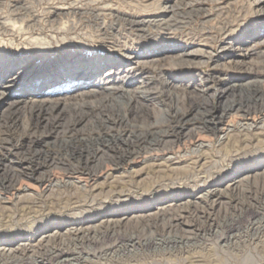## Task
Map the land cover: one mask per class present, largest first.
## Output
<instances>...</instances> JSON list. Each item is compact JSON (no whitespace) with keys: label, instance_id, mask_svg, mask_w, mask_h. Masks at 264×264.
<instances>
[{"label":"rangeland","instance_id":"374dc122","mask_svg":"<svg viewBox=\"0 0 264 264\" xmlns=\"http://www.w3.org/2000/svg\"><path fill=\"white\" fill-rule=\"evenodd\" d=\"M2 22L15 26L10 25L8 31L0 25V82L7 85L0 89V179L20 172L18 166L42 163L35 170V178L21 171L11 176V188H0V202L9 209L18 199L25 203L37 198L42 206L19 225L0 228V232L21 229L15 234L14 247L25 241L19 240L22 237L37 244L42 236L51 245L47 236L59 232L56 227L60 223L65 229L97 228L99 221L106 219L127 223L131 217L155 212L156 207L185 202L198 203L203 212L202 206L210 209V203H203L200 197L207 191L226 192L233 184L231 179L238 186L262 188L264 142L257 143L255 134L264 112L244 120L242 109L237 108L244 98L239 100L237 92L250 85L256 97L264 100V0H0ZM182 50L190 55L179 63ZM77 62L97 68L98 74L89 78L86 73H80L81 77L70 74L66 69ZM105 86L114 88L107 91ZM201 88L206 90L202 93ZM35 89L40 93L51 89L44 98L57 99L68 109L46 114L29 110L27 102L32 99L26 96ZM138 89L145 91L146 97L136 94L133 101H127V92L133 96ZM233 93V109L216 122L223 132L193 131L202 125L197 118L200 112L219 115L222 104L231 100ZM115 98L124 99V106L119 107ZM76 106V111L81 107L82 111L89 110L80 121L72 115ZM182 114L183 129L172 134V126H179L177 119ZM40 117L52 121L55 129L51 122L37 126ZM247 124H252L250 137H243L238 131ZM148 128L168 129L170 135H159L170 141L172 149L137 148L117 166L99 157L88 158L85 164L86 151L107 148L103 142L107 137L120 135L136 140L132 131ZM70 153L82 154L80 167L83 164L85 173L71 172L62 164ZM202 162L211 176L204 178L201 174L195 184L180 177L181 172L177 175L171 170ZM13 163L15 167L10 168ZM118 185L123 190L119 191ZM80 195L95 200L69 208L56 205L65 197ZM226 200H217L210 209L220 223L231 217ZM249 220L251 216L244 214L233 230L218 224L211 234L185 245H162L159 240L168 236L167 231L132 228L127 223L109 237L102 238L99 231L91 233L88 241L77 244V250L72 243L59 239L52 246L84 256L68 264H188L190 257L194 264H264V245L259 241L264 235L242 232ZM260 224L263 226L264 221ZM31 226L33 229L28 230ZM179 229L187 228L183 224ZM7 238L0 239V247ZM98 238L104 247L132 240V246L126 248L134 253L121 256L119 261L92 256L88 249L96 246L93 242Z\"/></svg>","mask_w":264,"mask_h":264},{"label":"bare ground","instance_id":"6f19581e","mask_svg":"<svg viewBox=\"0 0 264 264\" xmlns=\"http://www.w3.org/2000/svg\"><path fill=\"white\" fill-rule=\"evenodd\" d=\"M26 7H27V5L25 6V8ZM27 9H28V7H27ZM26 15H28V14H26ZM29 15L31 16V14H29ZM8 22H10V21H8ZM8 22H5V23L2 22V23H0V25L5 30L9 31V28L11 26L14 27L15 25L9 24ZM29 28H30V26H29ZM18 29H22V28L20 27ZM188 55H190V52L182 50L181 54H180V59L178 62L179 63L185 62L186 61L185 58ZM23 62H20V64L22 65L25 63V62L24 63ZM114 62H116V61H114ZM112 64H114V63L112 62ZM66 70L70 71V74L76 73L79 75L80 73H86L85 74V76H87L86 78H89L93 75L95 76L96 74H98L97 68L95 69L94 67H88V65H84L83 63L80 64L79 62H77L76 64H72L70 66L69 70L68 69H66ZM78 77H81V75H79ZM161 82L163 84L166 83V81L163 79L161 80ZM5 86H7L6 81H1L0 82V89L4 88ZM113 88H114L113 86L103 87V89L107 90V91L113 90ZM249 88H250V85H247L244 88H239V90L237 92L239 100L244 98L243 101H239L237 103V108H240L243 111L242 116L244 117V120H245V118H247L249 115H251L253 113L264 112V100L260 96L256 97L254 92L251 91ZM54 90H56V89H54ZM205 90L206 89L201 88L200 91L203 93ZM51 91L52 90L49 89L48 91H46L44 93H40V91H37V89H35L33 91L31 90L30 93L26 96V98L32 99V100H29V102H27L28 105H30L29 110L36 109L37 113L46 114V113L52 112L55 109H60V108L62 110L64 108H65V110L68 109V106L66 104H64V103L61 104L59 102V100H57V99L50 100L48 98H44L47 96L46 94L51 92ZM222 92L224 93L225 89H223ZM2 93L3 92H0V96L2 95ZM90 93L94 94L93 91H91ZM136 94L140 95V97H146L145 96L146 92L140 91L138 89L135 92V94H133V96H131L130 93L127 92L128 96H127L126 100L129 102L133 101V98H134V96H136ZM234 97H235V95L233 93L232 99L227 101V103L222 104L221 112L219 115L212 116L210 114V111L200 112L199 115L197 116V118L202 120V125L200 127H195V129H193V131H195V132L208 131V132H212L214 134L219 133L221 128H218V126L216 125L217 124L216 122H220L221 119L224 118L225 115H227L229 113V111H231L233 109V107L235 105L234 103L236 102L234 100ZM104 99H106V97L103 98V100ZM114 100L116 101L115 103H117V105L119 107L124 106L123 105L124 99L115 98ZM14 104H17V103L14 102ZM12 106H13V104H12ZM75 109H78V107L76 106L75 108H73L72 115L76 116V119L79 121L84 119L86 117V115H88L87 113L89 110L88 111H82V109H83L82 107L77 111ZM124 116H125L124 112H121V117L123 118V121H124ZM43 120H45V122H43ZM184 121H185V117H184V114H182L177 119V122L180 123L179 126L173 125L171 133L172 134L176 133V131H177V133H179L183 129ZM50 122L52 123L51 124V126H52L53 122L52 121H50ZM50 122H48L46 120V118L40 117V118H37L36 125L38 126V125H41L43 123L50 124ZM102 122H103V124L106 123V121H102ZM209 122H211V123L209 124ZM67 125L71 126V124H67ZM251 126H252V124H249V125L247 124L245 126H242V129H240V131H238V132L241 135H243V137L244 136L250 137L249 130H250ZM51 128H54V126H52ZM167 130L166 129L158 130V129H154V128H148L147 130H144V131H132V136H135L136 140H133L130 137L123 138L120 135H112V137H107L108 139H105V141H103L104 144L107 146V148H91V149H88L85 153V157H84L85 161L84 162L86 164L88 158L99 157V160L106 159L107 161H111L114 165L117 166V165L123 163L124 161H126V159L128 157H130L129 156L130 154L137 152V148H144L145 150H148V149H159L158 146H162L163 147V148H161L162 150L163 149H172V148H169V146L171 144L170 141L163 139V136L159 135V133H164L165 136L170 135L169 134L170 132ZM0 132H2V130H0ZM255 135L257 138V143H263L264 142V136H263L264 135V120L262 121V123L258 129V132ZM227 137H228V135H227ZM227 137H226V139H227ZM2 140H6V138H2ZM128 143H129V146L124 147V145H126ZM13 147H15V146H13ZM119 148H120V150H119ZM81 156H82L81 153H79L77 155L70 153L66 156L67 162L64 161V162H62V164L66 165V167H67L66 169H69L71 172L77 171L78 173L81 174L82 167H83V164H82V167H80V160L83 157V156L82 157ZM46 160H47L46 158H45V160L43 159V162H45ZM74 163H76L77 165H74ZM14 164L15 163H13V165L11 164L10 168H12L13 166L15 167ZM23 164L25 166H29L28 163H23ZM41 164L37 163L36 166L32 165V166L25 167V168H23V166L21 167V166L17 165L18 168H20V172L13 171V174L11 173L9 175V177H7L6 179L5 178L0 179V188L2 190H7V189L11 188L12 182H13L11 180L12 179L11 176H16L17 174H21V171L22 172L24 171L25 173L27 172V174L29 173L27 176H29L30 178H35L34 177L35 170ZM164 164H166V165L168 164L167 167L170 165L167 162H165ZM203 164H204V162H202L201 165H199V166L192 165V166L186 167V168L185 167H176V168H173L171 170L174 171L177 175H178V173L181 172L182 174L180 177H182L183 179L185 178L187 180H190L191 182H193L195 184L200 179L199 175L204 174L205 175L204 178L211 176L210 170H205L206 168L205 169L202 168ZM159 165H160V163H159ZM214 165H215V163L213 165H211L212 167H210V168H213ZM83 173H85V172H82V174ZM88 174H90V173H88ZM166 176L170 177V175H166ZM37 179H39V178H37ZM231 181L233 184L231 185V187H229L226 190V192L221 191V190H217L215 192V194H213V191H207L205 194H203V196L200 197L201 198L200 200L203 203L204 202L210 203V209L213 208V206L215 205L217 200H220L222 198L227 199L226 203L228 205H230V207H229L230 212L228 211V213H229L228 215H230L231 217L226 218L221 223L219 222V220H217L216 216L211 214L213 211L211 212V210L209 208H207V207L205 208L204 206H202L201 211L203 210V212H200V210L198 209V207H199L198 203L195 204L194 202H185L183 204L180 203L181 205L167 206V207H161V208L156 207L155 212H152L150 214H145V215H140V216L137 215V216L131 217L127 223L132 228H138V227L142 226L143 228L144 227H148V228L151 227L155 230V232L156 231L160 232L161 230L163 232L167 231L166 234H168V236L167 237L165 236L166 237L165 239H162L159 241L162 242V245H163V243H170L169 245L172 244V245L177 246V245H181V244L185 245L189 241L193 240L194 238H197V237L200 238L203 235H205L206 233L211 234L212 231H215V228L218 227V224H220L223 227H229L231 230H233V228L235 227L234 224L237 223L238 220L243 219L244 214H248L251 216V221L249 220V224H248L249 226L246 229H244L242 232L243 233L252 232V234H256V235L260 234V236H261V234L264 235V225L261 226V224H260L262 220L264 221V177H263L262 188H257L258 186H255V187L254 186H246L245 187V184H241V186H238V184L234 183L235 179H231ZM118 186H119V191L123 190L122 185H118ZM252 187H254V188H252ZM112 191H115V190L112 189ZM88 192H89V190H88ZM212 196L215 197V199H213V200L211 199V201H210L208 198L212 197ZM94 198L95 197L90 199L86 195H83L81 197L68 196V197H65L64 199H62L61 201L60 200L57 201L56 205H60V207L62 206V207H68L69 208L71 205L76 206L82 202L83 203L89 202V201L94 202V200H95ZM36 199L37 198L30 199L29 202L26 201L25 203L23 202L22 199H18L17 202L15 203V205L12 206V209L11 208L9 209V207L2 205L0 202V228L11 226V225H19L20 220H23L26 217L36 213L42 207L40 204L41 202L37 201ZM52 204L54 205L55 203H52ZM199 213H202V215H199ZM232 216H236L237 218H233ZM14 218H17V219L14 223H12V221H14ZM124 221L125 220L121 221V220H117V219H115V220L106 219V220L101 221V222L99 221V225H98L99 227H97V228L96 227H82V226L76 227L75 226V227H69L66 229L63 226V223H60V224H58L57 227L55 226L56 228L59 229L58 230L59 232L54 233V235L48 234L49 236H47V237H49L48 238L49 241H51V243H52L51 245L48 243H45L46 241H45V239H42L43 238L42 236H41L40 240H38L37 244H33L29 238L22 237V239H19V240H25V241L23 243H21L20 245H17L16 247H14V240H16L15 238L18 237L15 234H19L21 232V229H19V227H17V228L10 230L11 232L10 231L6 232V230H5V231L0 232V239L6 238V237H9V238L5 239V241L2 242L3 246L0 247V262L5 261V260H10L9 261L10 264H48V263H51V264H68L69 261L80 260L84 256L82 257V254L79 251H76V252L71 251L70 252V250H68V248H66V247H65L66 248L65 249L61 246L60 247L52 246L55 244V240L59 239L63 243L65 240V242H68L70 244L72 243L76 249L77 244L84 242V241H88L91 233H94L96 231L101 232L102 238L109 237V236L113 235L115 233L116 229L121 228L122 224H127V223H122ZM129 222H131V223H129ZM183 224L186 225L187 229H183V231H181L179 228H181V225H183ZM32 226L30 228H28V230L33 229ZM124 228H125V226H124ZM62 229L64 230L63 233H61ZM141 230H140V232H141ZM45 231H47V229ZM45 231L40 232L39 235H42L43 233H45ZM152 232L154 233V231H152ZM181 232H183V233L181 234ZM11 235L12 236L14 235V236L12 237ZM146 235H144V237ZM33 236H35V234ZM218 236H219V234H218ZM138 237H139V235H138ZM19 238H21V236ZM227 238H228V240H230L231 236H229ZM263 239L262 238L259 239L260 242H263L262 245H264ZM99 240H100V238L96 239L93 242L96 245L95 247H90L88 249L89 250L88 252H90V254L92 256H98V257L107 256L108 260L119 261L121 259V256H125L126 254L128 255L129 253L130 254L134 253V250H129L128 248H126L129 246H132V244H130V243H132V240H129L128 241L129 243H126V244L120 243V241H119V244H113L112 243V245L105 246V247L102 245H99V242L101 241V240L100 241ZM223 241H226V237L223 238ZM147 242H149V241L147 240ZM158 243L160 244V242H158ZM59 244H61L60 241H59ZM97 244L99 246H97ZM127 244H129V245L126 246ZM154 244H155V241H154ZM148 246H149V244H148ZM6 247H7V249H6ZM85 248H87V247H85ZM116 255H118V257ZM135 255H137V253ZM131 257L132 256H130V258ZM101 258H103V257H101ZM105 258H104V260H105ZM137 259H138V257H137ZM194 262H195L194 258H192V257H190V259H188V261H187L188 264H194ZM111 263H113V262H111ZM131 264H134V263H131ZM195 264H197V263H195Z\"/></svg>","mask_w":264,"mask_h":264}]
</instances>
